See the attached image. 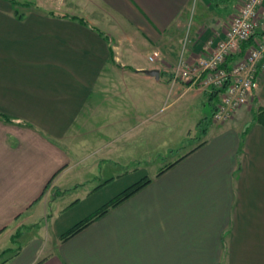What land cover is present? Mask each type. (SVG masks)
<instances>
[{
  "label": "crops",
  "instance_id": "1",
  "mask_svg": "<svg viewBox=\"0 0 264 264\" xmlns=\"http://www.w3.org/2000/svg\"><path fill=\"white\" fill-rule=\"evenodd\" d=\"M9 2L0 0V253L12 248L15 229L32 227L0 264H264V75L251 103L208 124L190 153L74 236L60 239L100 207L51 216L84 185L67 182L90 121L122 115L130 129L149 110L153 86L167 85V95L206 102L210 113L200 120L211 117L217 96L173 81L179 59L192 65L224 37L209 1L196 0L203 14L190 25L193 0H71L72 13L39 5L21 12ZM153 69L157 79L143 72ZM44 224H58L52 240L41 237Z\"/></svg>",
  "mask_w": 264,
  "mask_h": 264
},
{
  "label": "rangeland",
  "instance_id": "2",
  "mask_svg": "<svg viewBox=\"0 0 264 264\" xmlns=\"http://www.w3.org/2000/svg\"><path fill=\"white\" fill-rule=\"evenodd\" d=\"M13 1L15 2L10 1L9 3L21 12L32 10L35 7L37 9V5H39L38 9L40 10H57L68 13L71 12L70 10L75 11L76 7V5L69 3L71 0H64L63 3H60L59 0ZM243 1L224 0L219 6H214L213 2L209 1L207 4L210 7L209 11L223 18L217 19L218 22L214 24H219V27H223L225 24V28H227ZM65 6H70L69 9L67 8L68 11L65 10ZM200 13L203 14L199 3L196 6V0H193L188 13L189 25L191 22L199 20ZM209 23L207 24L210 25ZM207 24L205 23V25ZM188 36L186 34L182 36V45L188 43ZM152 58V61H155V55ZM157 87L153 86L149 110H146L141 116L135 117L130 129L127 122L130 117L100 115L107 122L101 124L99 121H90L83 128L82 135L78 134V139L84 138V140L78 141L79 147H81L78 152L82 151L83 156L74 159L73 176L67 184L68 188L81 183L84 185H80L76 191L67 193L58 202L59 207H65L63 210L59 211L58 207H51V216L59 217L72 213L73 210L68 209L69 207H84L85 205L89 207L90 204H95L94 207H101L123 189L145 177L152 176L159 169L180 158L191 150V147L201 142L203 138L200 128L214 121L211 118L208 123H206L207 119L201 120L200 125L196 127L197 129L194 128V125L203 117L209 116L210 105L206 102L198 104L190 94L191 92L187 94L177 93L172 96L166 94L168 85ZM251 101L252 99L248 103ZM120 106L121 111L126 110L128 108L127 99H123ZM118 120L121 125L120 128L112 129V127L107 126L108 123ZM102 126H104L103 133L96 131L97 127L102 128ZM95 135H98V138ZM100 136L101 140L99 139ZM96 142L102 147L97 148ZM97 151L102 154L97 155ZM53 197L51 195V199ZM43 220L40 219L39 224L44 223ZM43 226L41 237L45 241L50 237L52 240L58 224H51V228L45 224ZM31 227L15 229L11 238L17 231H21V237L19 236L17 239V244H12L13 249H16L28 238Z\"/></svg>",
  "mask_w": 264,
  "mask_h": 264
},
{
  "label": "built area",
  "instance_id": "3",
  "mask_svg": "<svg viewBox=\"0 0 264 264\" xmlns=\"http://www.w3.org/2000/svg\"><path fill=\"white\" fill-rule=\"evenodd\" d=\"M251 39L253 43L243 47ZM238 55L227 68V60ZM261 75H264V0H244L222 39L214 46L208 42L192 65L185 58L178 60L173 81H185L190 87L208 93L217 91L211 119L223 122L252 99Z\"/></svg>",
  "mask_w": 264,
  "mask_h": 264
},
{
  "label": "trees",
  "instance_id": "4",
  "mask_svg": "<svg viewBox=\"0 0 264 264\" xmlns=\"http://www.w3.org/2000/svg\"><path fill=\"white\" fill-rule=\"evenodd\" d=\"M12 2H15L13 0H10ZM208 1H212L214 6H219L220 3H223L224 0H208ZM72 20H77L79 23L81 24H86L85 21L81 18H78L76 16H71ZM217 91H212L209 95V97H216L217 95ZM212 112H213V106H212ZM5 120H7V117H3ZM211 117L207 118L206 123L209 122V119ZM204 120V119H203ZM201 120L197 122V125H200ZM208 126V124H206ZM206 126H203L200 128V131L202 134L205 133V129ZM197 129V128H196ZM191 152V151H190ZM188 152V153H190ZM186 156V155H184ZM184 156L176 159L175 161L167 164L165 167L161 168L158 170V172H156V176L162 174L165 170H167L168 168L172 167L176 162H178L180 159H182ZM150 182V179L145 177L135 183H133L132 185L128 186L127 188L123 189L121 192H119L116 196H114L113 198H111L109 201H107L105 204H103L99 209H97L93 214L85 217L84 219L76 222L75 224H73L70 228H68L65 232H63L60 235V239L61 240H67L68 238L74 236L75 234H77L78 232H80L83 228H85L86 226H88L92 221H94L95 219L101 217L102 215H104L110 208L112 207H116L119 204H121L122 202H124L125 200H127L129 197H131L133 194H135L136 192H138L139 190H141L143 187H145L148 183ZM21 234V231H17L14 236L11 238V243L12 244H17V239L19 238ZM17 250H19V246L16 249L13 248H8L3 250L0 253V256L5 254V253H16Z\"/></svg>",
  "mask_w": 264,
  "mask_h": 264
},
{
  "label": "water",
  "instance_id": "5",
  "mask_svg": "<svg viewBox=\"0 0 264 264\" xmlns=\"http://www.w3.org/2000/svg\"><path fill=\"white\" fill-rule=\"evenodd\" d=\"M145 74H147V75H150V76H153V77H155L156 79L159 77V72H158V70H144L143 71Z\"/></svg>",
  "mask_w": 264,
  "mask_h": 264
}]
</instances>
